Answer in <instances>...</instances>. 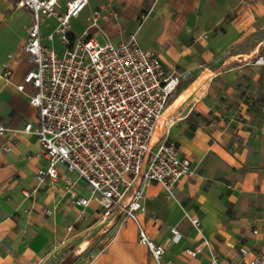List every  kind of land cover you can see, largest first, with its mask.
Returning <instances> with one entry per match:
<instances>
[{
	"label": "crops",
	"instance_id": "obj_1",
	"mask_svg": "<svg viewBox=\"0 0 264 264\" xmlns=\"http://www.w3.org/2000/svg\"><path fill=\"white\" fill-rule=\"evenodd\" d=\"M67 1L58 0L60 12ZM14 2L0 0V123L8 130L0 137V264H155L137 225L116 210L104 216L76 175L58 166L55 180L36 187L47 160L22 131L37 121L34 90L17 91L33 68L24 52L31 14ZM93 11L104 16L88 28L94 41L117 45L134 34L179 77L153 141H174L192 174L171 195L157 183L145 187L137 219L147 237L169 264H209L211 255L220 264H264V0H89L70 37ZM55 27L42 22L41 43L62 56ZM78 199L90 203L75 206ZM188 249L201 251L188 257Z\"/></svg>",
	"mask_w": 264,
	"mask_h": 264
},
{
	"label": "built area",
	"instance_id": "obj_2",
	"mask_svg": "<svg viewBox=\"0 0 264 264\" xmlns=\"http://www.w3.org/2000/svg\"><path fill=\"white\" fill-rule=\"evenodd\" d=\"M88 1L69 0L63 12L58 0L14 2L15 8L31 14L24 52L33 68L17 91L23 92L24 85L34 90L28 102L37 110V121L25 124L22 131L35 138L47 160L35 174L36 187L47 178L55 180L57 167H63L85 183L90 200L104 216L116 210L137 225L138 242L155 264H169L163 260L164 247L147 237L137 217L143 211L145 187L157 183L171 195L174 186L192 174L190 161L174 141L166 135L153 141L179 77L168 75L156 54L142 49L134 34L117 45L94 41L88 28L104 19L98 11L86 18L87 28L80 36L70 37V21L79 18ZM45 19L56 22L54 33L65 46L62 56L41 43ZM47 38L52 40V35ZM7 131L0 123V137ZM90 200L74 204L86 207ZM190 221L201 235L200 220ZM179 238L173 231L172 242ZM200 251L188 249L185 254L195 257ZM209 264H220L216 255L210 256ZM249 264H262V259L255 257Z\"/></svg>",
	"mask_w": 264,
	"mask_h": 264
},
{
	"label": "trees",
	"instance_id": "obj_3",
	"mask_svg": "<svg viewBox=\"0 0 264 264\" xmlns=\"http://www.w3.org/2000/svg\"><path fill=\"white\" fill-rule=\"evenodd\" d=\"M74 259H65L61 264H71L73 262Z\"/></svg>",
	"mask_w": 264,
	"mask_h": 264
},
{
	"label": "rangeland",
	"instance_id": "obj_4",
	"mask_svg": "<svg viewBox=\"0 0 264 264\" xmlns=\"http://www.w3.org/2000/svg\"><path fill=\"white\" fill-rule=\"evenodd\" d=\"M101 44V43H100Z\"/></svg>",
	"mask_w": 264,
	"mask_h": 264
}]
</instances>
